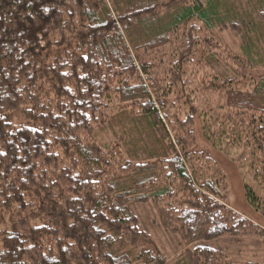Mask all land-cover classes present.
Here are the masks:
<instances>
[{"label": "trees", "instance_id": "trees-1", "mask_svg": "<svg viewBox=\"0 0 264 264\" xmlns=\"http://www.w3.org/2000/svg\"><path fill=\"white\" fill-rule=\"evenodd\" d=\"M261 43L264 0H0V264H168L148 203L186 264H255L192 245H264L196 148L239 151L264 217Z\"/></svg>", "mask_w": 264, "mask_h": 264}, {"label": "rangeland", "instance_id": "rangeland-1", "mask_svg": "<svg viewBox=\"0 0 264 264\" xmlns=\"http://www.w3.org/2000/svg\"><path fill=\"white\" fill-rule=\"evenodd\" d=\"M225 42L228 43L234 52H240V40L231 33L223 35ZM261 51L264 53V43L260 45ZM264 74V66L259 69ZM217 72L225 71V68L218 67ZM11 123L14 127H20L26 124V119L21 110L14 112L11 117ZM199 140L197 150L209 155L219 166L221 171L227 177L229 183L228 201L233 210L253 221L257 225L264 228V217L258 214L248 203L246 198V187L253 189L257 194L261 193L256 181L254 180L248 161H238V152H231L226 156L222 152L217 151L198 131ZM109 140H112L110 138ZM114 140V139H113ZM134 212L141 222L143 230L149 233L161 248L163 255L166 257L168 264H186L187 258L185 251L188 246L182 245L179 238L172 236L165 231L159 223V218L155 207L152 203L139 205L134 207ZM228 237L212 243H196L192 245H205L216 250L226 252L235 261L238 262H259L264 260V245L259 238H237V242H232ZM195 246V247H196Z\"/></svg>", "mask_w": 264, "mask_h": 264}]
</instances>
